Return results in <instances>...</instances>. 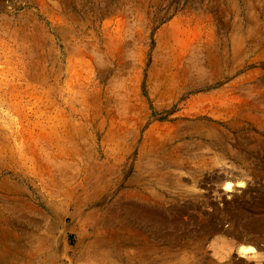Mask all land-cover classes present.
Here are the masks:
<instances>
[{
  "label": "rangeland",
  "instance_id": "1",
  "mask_svg": "<svg viewBox=\"0 0 264 264\" xmlns=\"http://www.w3.org/2000/svg\"><path fill=\"white\" fill-rule=\"evenodd\" d=\"M0 264H264V0H0Z\"/></svg>",
  "mask_w": 264,
  "mask_h": 264
},
{
  "label": "bare ground",
  "instance_id": "2",
  "mask_svg": "<svg viewBox=\"0 0 264 264\" xmlns=\"http://www.w3.org/2000/svg\"><path fill=\"white\" fill-rule=\"evenodd\" d=\"M239 184H242V183H239ZM234 187H235V185L232 182H225L224 183V189L229 191V192L233 191ZM240 250H241V252L246 253L249 250H254V248L251 246H241Z\"/></svg>",
  "mask_w": 264,
  "mask_h": 264
}]
</instances>
